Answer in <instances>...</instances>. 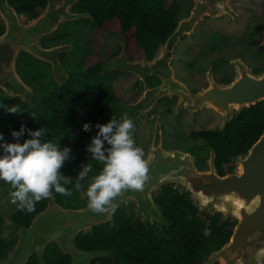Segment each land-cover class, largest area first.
I'll return each instance as SVG.
<instances>
[{
	"label": "water",
	"instance_id": "obj_1",
	"mask_svg": "<svg viewBox=\"0 0 264 264\" xmlns=\"http://www.w3.org/2000/svg\"><path fill=\"white\" fill-rule=\"evenodd\" d=\"M79 0H45L37 17L23 23L8 0H0V21L4 31L0 35V90L5 97H20L31 104L32 89L16 72L19 54H28L35 60L48 64L52 81L58 89L70 80L59 60V54L71 50L70 44L44 48L41 39L57 31L59 25L79 19H91L89 14H73L72 7ZM233 0H193L190 13L179 20L165 42L158 45L150 60L142 55L130 61L125 55V42L118 32L119 53L99 66L104 73L132 74L142 83L137 100L122 103L115 100L116 114L120 119L126 113L133 121L144 117L163 98H177L175 114L183 109L194 116L203 109H213L221 117L216 132L223 134L225 127L244 109L264 101V70L254 73L242 61H231L233 78L216 84L212 79L199 91H191L175 78L171 66L174 46L185 35H190L204 17L229 15ZM261 45L264 46V33ZM146 77H155L160 83L154 87L146 84ZM16 143H23V139ZM207 145L205 170H199L195 157L187 151L164 150L161 146V129L156 120L151 144L143 159L148 166L147 179L141 190H125L115 199L116 208L103 213L93 212L87 204L81 208H64L56 201L55 193L48 198L45 208L38 212L28 227L16 228L15 242L7 249L0 264H27L34 256L38 264H46L44 252L55 245L70 264H90L96 259H111L113 250L85 251L76 247L75 240L82 232H91L99 224L113 222L118 207L125 201L133 206L130 224L138 219L147 225L155 224L164 236L172 223L157 208L154 194L161 188H178L198 211L206 216H217L216 228L234 221L230 237L219 249L211 251L197 264H264V128L258 139L243 153L229 156L236 171L220 175L216 168V152ZM0 148V155H4ZM92 177H85L88 186ZM12 188L0 190V199Z\"/></svg>",
	"mask_w": 264,
	"mask_h": 264
},
{
	"label": "trees",
	"instance_id": "obj_2",
	"mask_svg": "<svg viewBox=\"0 0 264 264\" xmlns=\"http://www.w3.org/2000/svg\"><path fill=\"white\" fill-rule=\"evenodd\" d=\"M87 1L80 0L77 7H80L79 10L90 11L96 21V25L90 24L88 29L93 42L103 30L102 23L113 21L118 16V32L123 35L125 55L129 60L139 58L142 53L146 56L154 55L158 44L164 42L176 27L180 12L179 5L174 3L167 6L164 0H102L106 2L104 5L98 0H91V3ZM8 4L20 18H35L45 6V0H8ZM103 6H107L106 13L101 11ZM3 31L4 26L0 21V35ZM97 50L85 47L86 60L90 63L86 72L72 73L70 80L60 89L53 85L56 97L49 100L47 112L40 115L42 120L31 108L26 109L24 119L19 115L22 125H28L25 119H32L29 125L33 129H27L25 135L41 127V142L55 143L57 151L69 149L68 159L62 162L58 172L71 181L65 186L72 189V195L66 197L54 192L57 203L64 208L77 207L79 191L74 188L78 177L75 165L89 159L93 162V169L99 170V161L94 160L86 150L98 133L96 126L107 124L113 119L116 123L120 122L116 114L115 92L104 76L100 75L97 66L100 62L94 63ZM17 66L20 67L24 81L42 86L48 70L43 63L33 60L29 64L31 74L24 65L17 63ZM84 124L89 125L87 131L83 130ZM263 128L264 101H261L234 117L223 134L201 131L191 133L190 136L210 144L216 152V168L220 175H224L233 169L228 157L245 152L258 139ZM95 175L96 170L88 173L91 177ZM60 182L63 183V180ZM7 186L10 184L0 182L1 188ZM175 191L174 188H163L155 197L162 213L172 223L168 235L164 236L155 226L129 224V219L118 209L113 222L98 225L91 233L78 235L76 247L85 251H114L113 258L96 259L90 264H197L228 241L234 222L216 228L217 216L202 214L201 217L188 198ZM47 201L43 199L37 202L34 211L30 213L17 209L10 217L13 226L28 227L32 218L45 208ZM86 204L87 199L82 205ZM10 246L11 243L0 237V258L5 256ZM44 260L46 264H70V258L63 255L55 245L46 248ZM27 264L38 262L32 256Z\"/></svg>",
	"mask_w": 264,
	"mask_h": 264
},
{
	"label": "rangeland",
	"instance_id": "obj_3",
	"mask_svg": "<svg viewBox=\"0 0 264 264\" xmlns=\"http://www.w3.org/2000/svg\"><path fill=\"white\" fill-rule=\"evenodd\" d=\"M173 1H177L180 3L179 19L183 15H185L190 8H192L187 3V0H166V4L169 5ZM230 6L232 10L235 13H237L239 19H237L236 21H232L228 18L230 17L229 15H225L221 17L223 19L225 18V20L213 21L211 23L209 22L210 24H205V25H203L204 23L201 24L202 21L204 20L203 19L201 22H199L201 25H199V28L197 30V33L203 32V30L205 29L219 31L218 39H217L218 53L216 57L217 60H215L217 61L216 72H215L216 77L214 79V82L216 84L227 83L222 79L226 76L225 73L227 74L230 73L227 72V70L230 71L229 61H232L233 59H237V58L240 59V57H243L246 60V62L248 61L251 64V66H253L254 68L264 67V48L261 45L262 34L264 33V0H233ZM216 18L217 17H215V19ZM221 18H217V19H221ZM20 19L23 23H27L30 21L26 16ZM74 22H66L64 24L59 25L57 31L41 39V45L44 48H49L55 45H62V44H70L72 46L69 52L62 53L63 63L60 62L66 73L68 75L70 73L69 77H71L72 73L84 72L86 69V65L87 64L90 65V63L87 62L86 60V55L84 53L83 46H86L87 49H89L90 47H92V49L95 50L98 49L96 51L97 59L95 60V62L93 61L94 63L100 62L97 66L103 65L104 63L108 62L110 59H112L114 56L117 55L116 54L111 56L112 53H114V50L117 48V43L113 37L102 34L101 36L102 39H100L99 37V39L97 38L93 43H91V40L89 42L88 39V37H90V33L88 32L89 31L88 29L85 31L84 21H79L78 23H74ZM64 31L67 33L65 34ZM194 35H196L195 32ZM119 51H120V47L118 44V53ZM178 55L179 54L177 52L175 57L176 62H180V58H178ZM248 55H250V57L254 55V57H259L260 59L263 60H255L252 58L250 59ZM32 61L33 59L30 58H28V60L25 58H21L19 61H17V63L20 65H24L27 68V71H29L31 74L32 69L29 66V64ZM208 62H211V60H209ZM208 62H206L203 65H206ZM171 66L173 67V64ZM248 68L254 72V69L250 67ZM17 70L20 71V67L17 66ZM100 75L104 76L105 81L112 86L117 101L122 103H132L137 100L138 98V97L136 98L137 87L139 83L141 84V82L138 81L134 75L124 72L104 73L103 71H101ZM18 76L28 87L32 89V93L36 95V100L41 95L49 91L50 87H53V84H55L52 81V76L51 78L48 76V80L45 82L48 83L49 86L46 87L45 90H41V87H38L29 81H24L21 74L20 75L18 74ZM232 78L233 75L231 77V80ZM191 87H194L196 89L199 88V86H195V85H191ZM140 93L141 91L139 92L138 96L140 95ZM134 98H136V100H134ZM166 98L170 100V98L168 97ZM160 100L159 102L157 101L155 103L153 108L144 117L138 119L133 133L136 145L141 147L142 149L147 146L148 147L150 146V145H145V142L149 144L148 138L150 137L153 125L157 120L161 127L162 148L164 150H178V151L190 152L195 157L197 168L199 170H205L206 169L205 159H207V151H208L207 146H205L204 141L192 139L189 136V134L198 133L201 131H208L217 128V126L220 125L222 120L221 115L213 109H203L201 111L195 112L193 119L191 118L192 116H190V114L185 112H182L181 114L175 116L174 113H172V109H171L172 103L167 101L164 102L162 101V99ZM12 131H15L14 127L8 128L6 133H1L3 136V140L0 142L6 143V139L12 137L11 136ZM113 131H115V128L113 129ZM104 143H105L104 149H108L111 147L106 142ZM104 154L107 155V151H105ZM85 166H91V169L96 170V174H98L99 171L102 169L103 164L99 162V166H100L99 170L93 169L95 168L93 166V162L89 159H84L79 164L75 165L74 169L78 172L79 175V172ZM233 169L234 171H236L235 168ZM85 177H91V176H88L87 174ZM85 177L79 180V183L81 184L82 187L79 190V199L76 205L77 207L74 208L83 207L82 205L83 201L87 199V197L84 195V192L87 189ZM168 187L173 188L171 186H167L164 188H168ZM8 188H11V186L2 187V188L0 187V190H6ZM162 189L163 188L157 191L154 194V197L159 195ZM174 189L177 190V192L183 194V192H181V190H179L178 188H174ZM11 191L12 189L9 190V192L0 199V220L2 221V224H0V237L2 239H5L7 242L11 243L12 245L15 242L16 227H14L13 224L11 223L10 217L17 211V205L11 202V197H10ZM126 203L130 204L131 207L125 206ZM130 208L133 211V206L129 201L123 202L118 207V209L120 210H126V209L128 210ZM202 214L203 213L199 211V215L201 217ZM231 221L232 220H230L229 222Z\"/></svg>",
	"mask_w": 264,
	"mask_h": 264
},
{
	"label": "clouds",
	"instance_id": "obj_4",
	"mask_svg": "<svg viewBox=\"0 0 264 264\" xmlns=\"http://www.w3.org/2000/svg\"><path fill=\"white\" fill-rule=\"evenodd\" d=\"M7 111L16 114L19 109L13 106ZM82 127L84 131L89 129L88 124ZM96 127L98 133L86 150L103 167L92 178L84 195L89 209L103 213L116 208L114 201L123 191L142 189L147 179L148 166L143 159V149L135 143L133 121L126 113L121 115L118 124L113 119ZM24 132L25 128L21 125L19 131L11 132V136L19 138ZM41 134L42 130L30 131L32 138L22 144L0 142V148L5 153L0 155V181L10 184L14 189L10 192L11 202L17 205L19 211H34L36 203L50 198L53 192L66 197L72 195V189L65 186L71 181L58 172L62 162L68 159L69 149L57 151L55 143L41 142ZM104 142L111 147L103 149ZM91 171V166H85L79 172L74 185L77 191L82 187L78 181Z\"/></svg>",
	"mask_w": 264,
	"mask_h": 264
},
{
	"label": "flooded vegetation",
	"instance_id": "obj_5",
	"mask_svg": "<svg viewBox=\"0 0 264 264\" xmlns=\"http://www.w3.org/2000/svg\"><path fill=\"white\" fill-rule=\"evenodd\" d=\"M79 1L72 7V13L73 14H89L91 19L83 18V19L77 20L74 23H78L79 21H84V23H85L84 24L85 25V31H86L87 29L90 28V26H89L90 24L91 25H96V21L90 15V11H86V10L83 11L81 9L79 10L80 7H77ZM105 1L98 0V2H100L103 5L106 3ZM57 2L61 3L62 0H57ZM164 2L166 4V0H164ZM87 3H91V0H88ZM174 3L180 6V3L177 2V1H173L169 5H172ZM187 3L192 7L193 0H187ZM166 5L169 6L168 4H166ZM106 7L107 6H103L101 8L102 13H106V10H105ZM114 9H116V8H114ZM190 9L181 18L186 17L189 14ZM234 14H235V18H232L231 16L228 17L232 21H236L237 19H239V16L237 15V13L234 12ZM179 17H180V12L178 14L177 23H178L179 20H181V18L179 19ZM27 18L29 20L33 19L30 16H27ZM219 20L223 21V20H225V18L224 19L223 18H221V19H217L216 18L215 19V18H211V17H205L201 24H203V23H204L203 25L210 24L213 21H219ZM201 24L200 23L197 24L190 35L183 36L181 38V40L174 46L173 54H172V61H171V65L173 64L172 68L174 70L175 77L178 79V81H180L181 83L185 84L192 91H198V90L202 89L203 87H205L208 84V80L212 79L214 81V79L216 77L215 76V72H216L217 61H215V60H217L216 57H217V53H218L217 52V47H218V40L217 39H218L219 31L211 30V29H205V30H203V32H198L197 33L199 25H201ZM102 28H103V30H101L98 33L99 34L98 35V39H99V37H100V39H102L101 38L102 34H105L107 36L113 37L115 39L116 43H117V48L114 50V53H112L111 56L118 54V38H117V35H118V16L113 21H108V22L102 23ZM194 32L196 33V35H194ZM197 34H199V35H197ZM88 39H89V42H90V40H91V43L93 42L91 37H88ZM159 44H161V43H159ZM179 46H180V48H179ZM84 47H86V46H83V49H85ZM262 47L264 48V46H262ZM177 52L179 54L178 58H180V62H176L175 61V59H176L175 57H176ZM143 54L145 55V58L147 60H150L152 58V56H153V55L146 56L145 53H142V55ZM142 55L139 58L131 59V61L140 60L142 58ZM248 57L250 59L252 58V59H255V60H263V59H260L259 57H254V55H252V57H250V55H248ZM21 58H25L27 60H28V58H30V59L35 60L33 57H31V56H29L27 54H19V56L17 58V61H19ZM237 59H239V58H237ZM59 60H60L61 63H63V54L62 53L59 54ZM209 60H211V62H208ZM233 60H235V59H233ZM239 60L242 61L243 63H245L248 67L254 69V72H258V71L264 70V67L254 68L247 61L249 63L248 64L243 57H240ZM17 61H16V63H17ZM206 62H208V63L206 65H203ZM40 63H42V62H40ZM230 63H231V61H229V65H230L229 69H230V71L227 70V72H230V73L229 74L225 73L226 76L222 79L223 81H226V82H229L231 80L232 75H233V69H232V66H231ZM44 65L47 66L48 70L46 72L47 73V77L43 81L42 86H40L41 90H45L46 87L49 86V84L46 83L45 81L48 80V76L51 78L50 66L48 64H44ZM88 67H89V64L86 65V69H85L84 72L87 71ZM18 70H17V66H16V71L20 75L21 72L18 71ZM77 73H80V72H76V74ZM113 73H117V72H113ZM69 75H70V73H69ZM145 80H146V84L149 87H154V86H156V85H158L160 83V80L158 78H155V77H146ZM53 85L57 87L56 84H53ZM191 85L199 86V88L196 89L194 87H191ZM57 89H58V87H57ZM141 90H142V83L141 84L139 83V85L137 87V96H136V98L138 97V94H139V92ZM55 97H56V95L53 92V87H50V90L47 91L45 94L41 95L37 100H36V95H34V93H33L31 104H27V103H24L20 97H11V96L5 97L2 94L1 90H0V134L1 133H6L8 128H11V127H14L15 131H19L20 123L22 125V122H21V120L19 118V115H21V117L24 119V117L26 116V109L27 108H31L32 111L35 112L36 115L39 117V120H42L40 115H42V114L47 112V110L49 108V104H50L49 100L52 99V98H55ZM136 98H134V100H136ZM134 100H132V101H134ZM162 101H164V102L167 101V102L172 103V107H171L172 113H174V115L176 116V114L174 112V109H175V106H176V103H177V99L173 98V99L169 100V99L165 98V99H162ZM13 106H15V107H17L19 109L18 113H16V114L8 113L7 109L11 108ZM182 112H185V111L182 109L181 112H179V114H181ZM185 113H187V112H185ZM191 118L193 119V117H191ZM25 120L28 123V125H23L24 128H25V132L24 133H27V129H29V128L33 129V126L29 125L31 123L32 119L31 120L25 119ZM153 127H154V125H153ZM160 129H161V127H160ZM37 130H42V128L41 127H37ZM208 131H216V128L212 129V130H208ZM24 133L19 138L11 137L9 139H6V143H16V142H19L22 139H23V142H24L25 140L32 138L30 135H25ZM152 134H153V128L151 130L150 137L148 138L149 139V144H147V142H145V145H150L151 144ZM190 134H189V136H190ZM133 137H134V135H133ZM161 139H162V134H161ZM201 141H204V140H201ZM204 142H205V146H207L206 145L207 142L206 141H204ZM147 148H148V146L143 148L144 154H145ZM161 192H162V190L160 191V193ZM175 192H177V191H175ZM180 194H182V193H180ZM154 200H155V197H154ZM155 204H156L157 208L160 210V212L162 213V211H161L160 207L158 206V204L156 203V201H155ZM125 206H130V204L126 203ZM130 209L122 210V212H121L124 215V217L129 219V224H130V221H131V219L133 218V215H134V212L132 211V209L131 210ZM117 211H116V213H117ZM115 214H114V216H115ZM134 224H142L144 226H155L157 231L162 233L161 229L159 227H157L155 224L150 223L149 225H147L144 221H142V219H138ZM99 225H101V224H99ZM85 233H91V232H85Z\"/></svg>",
	"mask_w": 264,
	"mask_h": 264
}]
</instances>
